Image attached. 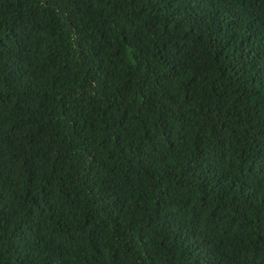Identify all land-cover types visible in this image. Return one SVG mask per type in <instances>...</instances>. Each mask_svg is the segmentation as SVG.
<instances>
[{
    "label": "trees",
    "instance_id": "obj_1",
    "mask_svg": "<svg viewBox=\"0 0 264 264\" xmlns=\"http://www.w3.org/2000/svg\"><path fill=\"white\" fill-rule=\"evenodd\" d=\"M0 264H264V0H0Z\"/></svg>",
    "mask_w": 264,
    "mask_h": 264
}]
</instances>
